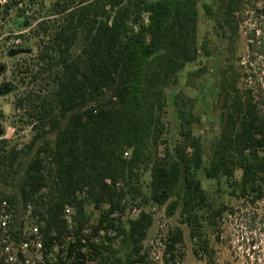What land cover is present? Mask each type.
Returning <instances> with one entry per match:
<instances>
[{"label":"trees","instance_id":"1","mask_svg":"<svg viewBox=\"0 0 264 264\" xmlns=\"http://www.w3.org/2000/svg\"><path fill=\"white\" fill-rule=\"evenodd\" d=\"M51 12L58 19L34 30L42 34V65L31 80L47 74L52 88L16 101L33 133L21 148L0 141V206L10 212L32 206L44 223L45 255L59 247L57 264H84L87 255L96 264H142L151 216L140 211L118 226L110 219L124 212L128 198L140 207L166 206L168 216L180 208L195 253H207L203 228L213 227L222 209L208 201L198 174L224 179L239 198H264V4L55 0ZM202 17L209 34L200 31ZM169 97L179 141L160 157ZM206 120L219 128L205 148L199 131ZM87 205L107 210L83 237ZM67 207L74 211L73 243L66 241ZM109 230L121 237L120 250L112 248ZM100 231L103 239L91 242ZM168 240L173 260L182 231L168 232Z\"/></svg>","mask_w":264,"mask_h":264},{"label":"rangeland","instance_id":"2","mask_svg":"<svg viewBox=\"0 0 264 264\" xmlns=\"http://www.w3.org/2000/svg\"><path fill=\"white\" fill-rule=\"evenodd\" d=\"M13 1H18V5L12 6V3H10L4 11H0V17L3 20V23L0 24V67H4V70L0 73V85L1 87L9 85V90L2 94L1 107L5 114L3 140H7L11 147L21 148L28 144L33 132L31 125L24 124L27 116L14 108L17 99L28 95V93H37L39 90L43 91L42 94H46L52 88V82L48 79L47 74L39 76L35 82L31 80V75L42 65L37 60L42 34L37 36L34 30L38 22L44 20L51 23L58 17L52 16L51 12V6L55 0ZM204 1L208 0H199V3ZM255 2L258 5L264 4V0H255ZM24 22L27 26H20ZM200 31L203 34L210 33V25L203 17L200 22ZM5 39H19L20 49L16 52L6 50L7 41ZM45 41H47V38H45ZM239 53L241 55L245 53L244 39H241ZM192 68H195V65L190 67V69ZM26 69L29 73L26 72ZM180 86H183V82ZM183 91L188 95L193 94L190 89H183ZM167 93L170 95L171 92ZM163 121L164 124H167V131L163 136L165 144L159 147L160 157L163 155L164 147H174L179 141L170 97ZM218 128L216 122L207 120L204 122L199 133L202 136V143L205 148L211 143L210 137ZM197 177L201 181L208 201L215 207L222 209L221 216L214 221L215 225L203 228L204 238L209 246L207 253L200 251H197V254L195 253L197 246L190 237L188 227L181 224L180 208H177L172 216H168L166 206L161 208L151 205L140 207L138 206L140 205L139 200L133 202L128 198L124 212L122 214L116 213V216L110 217V219H114L115 226H118L119 223L127 225L129 221L138 217L133 212L134 208L145 211L151 216L152 224L146 232V238L142 242L140 252L141 255L145 256V259L148 245L154 240L157 233L170 232L178 228L182 231V243L175 246L174 259L171 260L170 256H167L165 264H264V198L257 201L245 200L239 198L224 179L217 182L205 179L201 174H198ZM148 182L149 174L144 173L141 183L145 186ZM152 208H156V211H153ZM85 210L90 217V221L81 232L83 237L90 236L92 227L96 224L100 213L106 211L107 207L103 206L97 210L94 206L87 205ZM18 211L19 206L14 207L12 210L15 213V218L19 215ZM73 213L74 211L71 210L70 215L72 216ZM108 233V236L113 239L112 248L120 250L121 237L116 230H109ZM103 237L104 234H99L98 242ZM122 253H119V255ZM57 254L58 250L53 252L48 257L47 263L57 264ZM88 261L90 260L86 259L84 264H91ZM142 264H146V261L144 260Z\"/></svg>","mask_w":264,"mask_h":264},{"label":"built area","instance_id":"3","mask_svg":"<svg viewBox=\"0 0 264 264\" xmlns=\"http://www.w3.org/2000/svg\"><path fill=\"white\" fill-rule=\"evenodd\" d=\"M18 1L0 0V11H4L10 3L12 6L18 5ZM3 23L2 17H0V24ZM8 38V37H7ZM6 50L16 52L20 49V40L5 39ZM1 88V85H0ZM3 95L0 93V141L3 140V120L5 114L1 107V99ZM167 126V124H165ZM128 155V153L126 154ZM107 184H110L109 180H106ZM120 185H116V189H119ZM72 209L67 207L65 209V222L67 226V242L73 243L74 241V224L70 211ZM156 211V208H152ZM19 215L15 218V213L7 210V206L3 203L0 206V264H48V257L45 255L44 250V234L42 232L43 222H39L36 216H32V206H21L18 211ZM133 212L137 214L140 210L136 208ZM116 213L110 215L115 217ZM99 234H104L100 231ZM109 234V233H108ZM87 237V235L85 236ZM91 242L98 243V236L91 237ZM85 245V240L81 241ZM169 244L168 232L162 231L155 235L153 241L148 245V251L146 255V264H165V258L169 256L167 253V245ZM62 248V247H61ZM57 245L54 246L53 251L58 250ZM82 252H88L87 247L82 248ZM88 256V255H87ZM89 259V257H87ZM94 264L93 260L88 261ZM178 264V263H176Z\"/></svg>","mask_w":264,"mask_h":264},{"label":"water","instance_id":"4","mask_svg":"<svg viewBox=\"0 0 264 264\" xmlns=\"http://www.w3.org/2000/svg\"><path fill=\"white\" fill-rule=\"evenodd\" d=\"M4 70V67H0V73Z\"/></svg>","mask_w":264,"mask_h":264}]
</instances>
